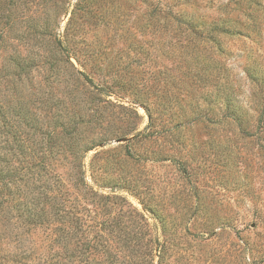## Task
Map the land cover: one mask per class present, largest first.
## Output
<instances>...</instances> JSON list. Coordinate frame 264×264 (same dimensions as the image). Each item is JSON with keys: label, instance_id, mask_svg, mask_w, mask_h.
I'll use <instances>...</instances> for the list:
<instances>
[{"label": "rangeland", "instance_id": "rangeland-1", "mask_svg": "<svg viewBox=\"0 0 264 264\" xmlns=\"http://www.w3.org/2000/svg\"><path fill=\"white\" fill-rule=\"evenodd\" d=\"M173 17L243 31L218 35L217 85ZM248 66L264 73V0H0V261L264 264ZM224 97L248 132L213 125Z\"/></svg>", "mask_w": 264, "mask_h": 264}, {"label": "trees", "instance_id": "trees-1", "mask_svg": "<svg viewBox=\"0 0 264 264\" xmlns=\"http://www.w3.org/2000/svg\"><path fill=\"white\" fill-rule=\"evenodd\" d=\"M173 18L177 25L183 27L182 32L184 34V40H182V47L184 48V55H192L196 60L195 69H193L194 78L198 80L199 84H206L209 81L208 83L211 85V81H213L212 84L217 85L216 83L219 81V79L216 78V75H218L217 70H219L217 68L219 67V63L221 61L220 57L222 56V42L218 39V35H243V31H241L239 27L231 26L226 19L198 21L194 18ZM214 45L218 47L219 53L217 54H211V47ZM71 48H73V45ZM186 68L190 70L188 67ZM12 74L19 77L17 73ZM247 75L253 82L254 88L256 89L255 95L257 97V104H261V113L258 115L259 125L257 126V129L264 132V100L262 101L264 96V73L262 74L259 72L256 67L248 66ZM223 100L224 105L219 107L220 112H222L221 116L219 118H215L212 114V117L215 118L211 121L213 125L218 127L221 125L222 121L227 118L237 124L238 130L242 134L244 132H248L249 129L246 128V123H248V121H245L242 117L243 114H246V112L242 113L243 108L234 102L233 97H224ZM1 109L2 105L0 104V110ZM9 123L11 122L9 121L8 125ZM10 126L14 128L12 123ZM0 264L8 263L0 261Z\"/></svg>", "mask_w": 264, "mask_h": 264}]
</instances>
